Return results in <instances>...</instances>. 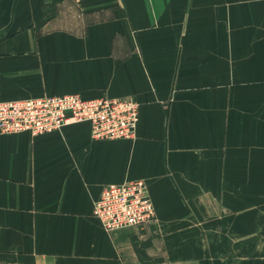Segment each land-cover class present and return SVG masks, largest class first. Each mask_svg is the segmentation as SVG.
Returning <instances> with one entry per match:
<instances>
[{"label":"crops","instance_id":"1","mask_svg":"<svg viewBox=\"0 0 264 264\" xmlns=\"http://www.w3.org/2000/svg\"><path fill=\"white\" fill-rule=\"evenodd\" d=\"M67 94L134 99L136 136L0 133L9 264L136 263L93 215L106 186L143 180L159 218L264 188V0H0V101Z\"/></svg>","mask_w":264,"mask_h":264},{"label":"rangeland","instance_id":"2","mask_svg":"<svg viewBox=\"0 0 264 264\" xmlns=\"http://www.w3.org/2000/svg\"><path fill=\"white\" fill-rule=\"evenodd\" d=\"M201 189L204 200L191 207L190 215L159 218L155 212L148 224L118 231L141 244L136 259L141 264H262L264 188L238 187L232 203L226 195L214 202L212 188ZM0 264L9 263L0 256Z\"/></svg>","mask_w":264,"mask_h":264},{"label":"built area","instance_id":"3","mask_svg":"<svg viewBox=\"0 0 264 264\" xmlns=\"http://www.w3.org/2000/svg\"><path fill=\"white\" fill-rule=\"evenodd\" d=\"M139 104L130 97L84 99L78 95L45 96L0 101V133L38 136L86 123L93 140H132ZM93 215L107 234L139 228L155 216L143 180L106 186L93 203Z\"/></svg>","mask_w":264,"mask_h":264}]
</instances>
